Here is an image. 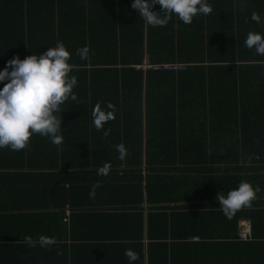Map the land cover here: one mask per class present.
Here are the masks:
<instances>
[{
  "label": "trees",
  "instance_id": "obj_1",
  "mask_svg": "<svg viewBox=\"0 0 264 264\" xmlns=\"http://www.w3.org/2000/svg\"><path fill=\"white\" fill-rule=\"evenodd\" d=\"M92 3L93 0H0V69L13 56L23 59L31 54L42 53L47 47H54L57 41L64 42L71 53L70 62L75 65L69 75H75L78 80L72 90L77 101L69 98L61 106V134L64 139L54 155L56 161H63L65 157L62 169L67 172L64 175L59 172L64 177V184H70V188L63 187L62 190L64 205L69 203L74 206L79 201V192L89 193L98 184L95 195L89 199L93 210L104 207L114 213L110 215H118L127 209H137L144 204V192L151 187V177L155 178L153 171L159 172L162 168L148 166L151 175L149 178L146 176L147 182L144 181V170L147 169L143 167L144 142L155 141L158 146L188 142L195 147L189 152L164 149L155 153L183 163V168L188 167L190 171L191 175L169 179L166 190L175 187L184 190L185 183L180 180H184V177L193 179L189 194L195 197L188 199V202H193L189 207L204 210V214L201 211L196 217V221L201 220L202 223V227L199 229L197 226L195 231V235L201 239L195 243L196 249L210 242L207 233L209 228L203 225L209 224L208 218L213 220V216L205 211L221 209L216 201L217 194H226L241 180H247L254 187L259 186L261 191L257 193L251 207L241 208L231 219L219 214L223 216L222 222L228 231L226 235L232 238L230 234L233 230L229 229H234L233 238L238 239V219L245 217L253 222L252 239L264 238V149L252 154L249 148L251 141L264 145V132L247 134L240 127L239 120H230L226 121L227 125L232 126L228 133L207 136L204 126H208L209 121L213 125L214 120L201 117L204 63L207 62L210 68V61L211 65L221 62L230 66L227 71L236 70L235 64L244 56H240L242 52L237 54L239 47L234 42L240 46L242 40L236 34H230L232 39L227 34L231 47L227 46V51L220 58L218 54L213 58L212 54L208 55L205 51L204 34H196V31L171 33L177 18H171L163 27H152L131 6L121 5L118 9L120 0H113L111 8L106 5L93 6ZM107 12L123 13L120 25L112 22L109 17L111 14ZM94 30L113 34H93ZM85 46L88 54L85 59H81L76 50ZM207 51H210L209 47ZM145 53L150 55L154 63L179 62L189 66L185 67V72L179 73H145L136 68V65L142 64ZM257 61L262 63L264 58ZM230 75L237 81L235 74ZM241 93L244 94V89ZM98 102L102 106L111 102L115 108V118L99 131L92 124V111ZM162 115L171 117L163 118ZM223 121L219 120L220 123ZM262 123L264 126V119ZM235 126L242 131L239 132ZM107 129L110 132L104 136L103 132ZM206 142L224 144L226 149L211 152L204 147ZM120 143L127 149L123 160L118 159L119 153L115 148ZM237 145L240 149H234ZM28 151V157L20 156V165L10 169L21 171V175L22 171L25 172L32 182V185L29 181L25 183L30 192L32 188L42 189V182L47 181L42 179L43 176L49 175L48 171L56 169V166L46 169L41 164L31 165L30 161L34 160L32 157L36 154ZM21 152L25 154L26 150ZM155 153L149 152L148 155L155 157ZM67 155L72 158H66ZM75 159L84 164L66 165L67 161ZM105 163L109 165L108 174L98 175V169ZM74 169L75 172H69ZM206 199H209L210 204L203 203ZM170 201L179 203L186 200L169 197L159 203ZM155 205L158 204L149 202L148 207L154 208Z\"/></svg>",
  "mask_w": 264,
  "mask_h": 264
},
{
  "label": "crops",
  "instance_id": "obj_2",
  "mask_svg": "<svg viewBox=\"0 0 264 264\" xmlns=\"http://www.w3.org/2000/svg\"><path fill=\"white\" fill-rule=\"evenodd\" d=\"M208 3L212 7L211 13L197 15L191 24H184L177 19L173 23L171 33L196 31V34H204L205 51L208 55L212 54L213 58H216L217 54L220 58L221 54L227 51V46L231 47L227 34L229 36L236 34L242 40L240 46L234 42L239 47L237 54L242 52L240 56H244V59L235 64L236 70L231 69L229 72L227 70L230 66L221 62L211 65L210 61L208 68L205 58L201 117L214 122L210 125L209 121L210 126L205 125L204 132L207 136L228 133L232 126L227 125L226 121L239 120L240 127L245 133L250 135L263 133L264 61L258 63L257 60L264 56L257 55L254 50L245 47L244 40L250 30L264 32V20L257 24L250 18L253 11L264 18V0H208ZM113 4V0H93L92 3L93 6L106 5L107 8H111L110 5ZM119 4L118 9L121 5L131 6L132 0H120ZM159 10L158 5L153 11L160 12ZM107 13L111 14L110 20L118 25L120 19L124 18L121 12V16L117 12ZM93 34L113 32L103 33L94 30ZM208 47L210 51H207ZM165 64L182 65L179 62ZM165 64L154 63L150 55L145 53L142 64L136 65V68L145 73L186 71V68L181 71L153 68ZM230 73L235 74L237 81H234ZM243 89L244 94L241 93ZM219 120L224 121L220 123ZM241 128H237L239 132L242 131ZM165 144L166 146H158L155 141L144 142L143 167H147L145 170L142 169L144 181L147 182L146 176L149 178L151 175L148 166L162 168L159 172L153 171L155 178L151 177V187H148L147 192L145 189L144 204L137 209H127L118 215H110L114 213L104 207L94 210L90 208L89 199L92 197L87 191L79 192L76 206L69 203L64 205L63 187L70 188V184H64L62 176L67 172L62 169L65 157L63 161L61 159L56 161L54 155L57 145L52 144L48 138L39 134L32 135L28 145L22 149L26 150L25 154H21V150L0 149V264H128V258L124 254L126 249H132L137 253L139 259L134 264H264V238L236 239L233 238L234 229H229L233 232L230 234L232 238H228L226 235L228 231L222 222L223 216L219 215L223 212L217 208L212 212L205 211L213 216V220L208 218L209 224L203 225L214 230L207 231L209 245L196 249L195 243H199L201 239L195 235V231L197 226L199 229L202 227L201 220L196 221V217H199L201 211L204 214V210L189 207L193 202H188V199L195 197L189 194L191 193L189 185L193 183V179L184 177V180H180L185 183L184 190L178 187L166 190L169 179L191 175L190 171L188 167L183 168V163L179 164L176 160L175 163L164 154L155 153L165 151L164 149H170V152L184 150L186 153L195 147L188 142ZM222 145L224 144L206 142L204 147L211 152H217L215 150L226 149V146ZM249 148L253 154L257 150H263L264 145H257L251 141ZM234 149L240 148L237 145ZM28 150L36 154L32 157L34 160L30 161L31 165L41 164L46 169L56 166L54 170H47L49 175L43 176L42 179L47 181L42 182V189L32 188L30 192L27 190L29 187L25 186L27 181L30 182L25 172L22 171L21 175V171L10 169L20 165V156L28 157ZM149 152H154L155 157H149ZM170 154L172 156L173 153ZM66 158L72 157L67 155ZM83 164L79 159L66 162V165L74 166ZM59 172H62V175ZM69 172H75V169ZM30 183L32 185V182ZM169 197H182L186 201L159 203L160 200ZM149 202L158 205L149 208ZM203 203L208 205L210 201L206 199ZM159 205L168 208H160ZM248 223H251L253 232L252 219L245 217L238 219L239 231ZM42 235L51 237L53 243L42 247L39 243V237ZM25 236L32 238L34 246L26 243Z\"/></svg>",
  "mask_w": 264,
  "mask_h": 264
},
{
  "label": "clouds",
  "instance_id": "obj_3",
  "mask_svg": "<svg viewBox=\"0 0 264 264\" xmlns=\"http://www.w3.org/2000/svg\"><path fill=\"white\" fill-rule=\"evenodd\" d=\"M156 5L160 6V12L152 10ZM131 8L152 27L167 25L173 16L184 24H191L197 15H208L212 11L208 0H132ZM250 18L257 24L264 20L255 11ZM244 45L257 55L264 56V32L248 31ZM76 54L85 59L87 46L78 48ZM70 61L71 53L63 41H57L54 47H47L42 53L31 54L23 59L13 56L6 61L0 69V149L20 151L28 145L34 134L48 138L57 146L63 143L61 106L69 98L77 101L72 90L78 80L75 75H69L75 68ZM114 111L111 102L103 106L98 102L92 111L95 129L99 131L113 120ZM109 132L110 129L104 130V136ZM115 148L119 153L118 159L123 160L127 155L125 145L120 143ZM108 172L107 163L98 169V175H107ZM98 186H93L90 196L95 195V187ZM260 191L259 186L254 187L247 180H241L226 194L219 192L216 201L224 216L231 219L241 208L251 207ZM24 240L29 246H34L35 242L30 236H25ZM39 243L45 247L53 243V239L42 235ZM124 254L128 264H134L139 259L132 249H126Z\"/></svg>",
  "mask_w": 264,
  "mask_h": 264
},
{
  "label": "built area",
  "instance_id": "obj_4",
  "mask_svg": "<svg viewBox=\"0 0 264 264\" xmlns=\"http://www.w3.org/2000/svg\"><path fill=\"white\" fill-rule=\"evenodd\" d=\"M153 68L157 70H169V71H181L185 69V66L178 65V64H165V65H158L153 66ZM253 232H252V225L251 223L245 224L239 231V238L243 240L252 239Z\"/></svg>",
  "mask_w": 264,
  "mask_h": 264
}]
</instances>
